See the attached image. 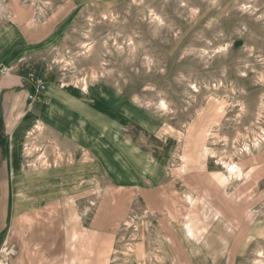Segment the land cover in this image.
<instances>
[{
    "label": "rangeland",
    "instance_id": "rangeland-1",
    "mask_svg": "<svg viewBox=\"0 0 264 264\" xmlns=\"http://www.w3.org/2000/svg\"><path fill=\"white\" fill-rule=\"evenodd\" d=\"M29 73L0 264H264V0H0V81Z\"/></svg>",
    "mask_w": 264,
    "mask_h": 264
},
{
    "label": "crops",
    "instance_id": "crops-1",
    "mask_svg": "<svg viewBox=\"0 0 264 264\" xmlns=\"http://www.w3.org/2000/svg\"><path fill=\"white\" fill-rule=\"evenodd\" d=\"M4 75H8L7 73H4ZM16 79L10 77V76H4L1 81H0V102H1V110L4 109V104L7 105V107H5V110L7 111L8 115H14V116H18L21 114V101H24L27 96V90L24 87H21V85H19L20 88H16L15 90H10L11 86H14V84H17ZM10 90V91H8ZM46 92V90H45ZM44 92V95H45ZM6 93V94H5ZM43 95V97H44ZM19 101H18V100ZM16 100L18 101V103L16 102ZM12 118V116H10ZM21 117V116H18ZM0 200H2L0 198ZM4 209L3 207L0 209V216H4ZM2 225V226H1ZM0 225V262H1V257L2 254L6 251L5 247L6 246V238L4 235V223ZM10 250V247H8ZM12 251L14 250V248H11ZM13 255H11L8 259H4V261H7V264H20L14 257L15 253L12 252Z\"/></svg>",
    "mask_w": 264,
    "mask_h": 264
},
{
    "label": "built area",
    "instance_id": "built-area-1",
    "mask_svg": "<svg viewBox=\"0 0 264 264\" xmlns=\"http://www.w3.org/2000/svg\"><path fill=\"white\" fill-rule=\"evenodd\" d=\"M6 72V70H4ZM21 87L27 90V100L31 102H40L43 99L44 92L46 90L45 83L42 79L29 73L21 80Z\"/></svg>",
    "mask_w": 264,
    "mask_h": 264
},
{
    "label": "bare ground",
    "instance_id": "bare-ground-1",
    "mask_svg": "<svg viewBox=\"0 0 264 264\" xmlns=\"http://www.w3.org/2000/svg\"><path fill=\"white\" fill-rule=\"evenodd\" d=\"M234 164H235V163H234ZM228 166H229V165H228ZM229 171H230V173L232 172L233 175H234V174H237V175L239 176L241 170H239V167H236V166L234 165V167H231ZM228 173H229V172H228ZM232 173H231V174H232ZM238 176H237V177H238ZM231 177H232V176H231ZM188 233H189V230H187L186 228H185V231L182 232L183 236H185V237H188Z\"/></svg>",
    "mask_w": 264,
    "mask_h": 264
}]
</instances>
